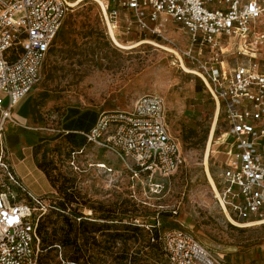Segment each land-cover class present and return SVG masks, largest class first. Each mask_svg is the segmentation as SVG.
<instances>
[{"label":"rangeland","instance_id":"374dc122","mask_svg":"<svg viewBox=\"0 0 264 264\" xmlns=\"http://www.w3.org/2000/svg\"><path fill=\"white\" fill-rule=\"evenodd\" d=\"M178 27L166 22L167 39L152 40L169 50L123 48L97 1L67 12L40 81L19 103L24 117L15 113L3 132L4 153L24 186L51 197L40 213L37 264H168L154 238L173 228L193 234L224 264H264V222L230 220L209 180H221L227 125L197 76L175 60L187 42ZM114 34L122 45L141 41ZM143 94L164 99L180 143L183 162L168 176L135 175L109 150L63 131L70 110L90 112L86 121L91 112L128 110ZM66 218L73 224L68 241Z\"/></svg>","mask_w":264,"mask_h":264},{"label":"built area","instance_id":"2783aa9c","mask_svg":"<svg viewBox=\"0 0 264 264\" xmlns=\"http://www.w3.org/2000/svg\"><path fill=\"white\" fill-rule=\"evenodd\" d=\"M75 1L0 0V264H37L41 251L37 229L50 201L31 194L17 176L4 153L3 132L18 102L40 81ZM100 1L113 33L164 40L169 21L185 33L175 60L196 71L227 125L216 186L220 207L238 221L264 220V0ZM166 116L161 96L143 94L128 110L98 112L94 126L80 134L135 175L168 176L183 156ZM159 241L168 264H224L184 229H169Z\"/></svg>","mask_w":264,"mask_h":264},{"label":"crops","instance_id":"0c3cea01","mask_svg":"<svg viewBox=\"0 0 264 264\" xmlns=\"http://www.w3.org/2000/svg\"><path fill=\"white\" fill-rule=\"evenodd\" d=\"M147 39V38H146ZM149 39H151V40H154L153 38H149ZM142 40H144V39H142ZM154 41H156V40H154ZM162 41L164 42V40L162 39ZM200 82V81H199ZM200 84H201V82H200ZM195 85L196 84H194V88H195ZM22 100V99H21ZM20 100V101H21ZM20 101L18 102V104L16 105V107H15V109H14V114H13V117H14V115H15V113H17L18 115H20L21 117H24V115H25V112H26V109H25V106H24V104H19L20 103ZM85 111H72V110H70V111H68L67 112V115H68V117H67V119L64 121V123H63V131L65 132V133H77V134H80V132L81 131H88L93 125H94V123H95V120H96V116H94V118H92V115L93 114H96V113H94V112H91L92 113V115H91V117L88 119V120H86V121H84L83 120V117L88 113V112H86V113H84ZM84 113V114H83ZM97 115V114H96ZM4 134V147H6V145H5V138H6V133H3ZM81 135V134H80ZM10 161V163H12L11 162V159L9 160ZM12 165H13V167H14V170H15V172H16V169H15V164H13L12 163ZM38 169V168H37ZM39 170V169H38ZM40 172H42L41 170H39ZM17 174V173H16ZM17 176L21 179V181L23 182V180H22V178L17 174ZM31 194H33L29 189H27ZM35 195V194H34ZM37 196V195H36ZM44 196H45V194H44Z\"/></svg>","mask_w":264,"mask_h":264},{"label":"bare ground","instance_id":"6f19581e","mask_svg":"<svg viewBox=\"0 0 264 264\" xmlns=\"http://www.w3.org/2000/svg\"><path fill=\"white\" fill-rule=\"evenodd\" d=\"M81 1H82V0H76V1L72 4V6L78 4V3L81 2ZM98 3H99V5L101 6V8L104 9V5H103V3H102L100 0L98 1ZM109 31H110V35H111L112 40L114 41V43L117 44V45L120 46V47H123V48H133L134 46H137V45H139V44H142V43H148V44H153V45H156V46L162 47V48H164V49H166V50H169L168 48H165L164 46H161L160 44H157V43L153 42L152 40H141V41H139V42H136V43L133 44V45H124V44L122 45V44H120V43L117 41V39H116V37H115L113 31H111L110 29H109ZM177 56H178V54H177ZM181 65H182V68H183V70H184L185 72H187V73H196L195 70L187 68L186 66H184L183 63H182ZM217 111H218V109H217ZM211 134H212V133H211ZM210 136H211V135H210ZM99 165H100V164H99ZM209 180H210V182H211V184H212V186H213L215 192L217 193L215 183L213 182L211 176H209ZM227 217L229 218L228 215H227ZM229 219L231 220V218H229ZM232 221H233V220H232ZM257 222H264V220H258ZM236 224H238V223H236ZM249 224H250V223H245L244 225H249ZM238 225H239V224H238Z\"/></svg>","mask_w":264,"mask_h":264},{"label":"trees","instance_id":"16d2710c","mask_svg":"<svg viewBox=\"0 0 264 264\" xmlns=\"http://www.w3.org/2000/svg\"><path fill=\"white\" fill-rule=\"evenodd\" d=\"M147 37H149V38H153L154 40H156V42H158V43H160V42H162V39L160 38V37H158V36H156V35H147V34H145V33H143V34H141L140 35V37H139V39H146ZM196 86H197V84L195 85V89H196ZM86 112H88V111H85L84 113H86ZM83 113V114H84ZM88 113H90V112H88ZM97 114V113H96ZM96 118H97V115H96ZM95 122H96V120H95ZM95 124V123H94ZM94 126V125H93ZM92 126V127H93ZM91 127V128H92ZM90 128V129H91ZM89 129V130H90ZM88 130V131H89ZM83 132H86V131H83ZM82 136V135H81ZM84 138V137H83ZM85 139V138H84ZM85 141H86V139H85ZM41 198H44V199H49V206H51V197L50 198H45V197H42V196H40ZM71 203V201H68V202H64V203H62V208L63 209H65V208H67V205L68 204H70ZM78 218V217H77ZM66 223H67V226H68V230H67V232H65V238H64V241H68L69 239H68V236H67V233L72 229V221H71V219L70 218H66ZM38 234H39V237H40V226H39V224H38ZM161 235V234H160ZM160 235L159 236H157V237H155L154 238V240L159 244V246L161 247V243H160V241H159V237H160ZM46 243H48V245H50V244H52V240H48V241H46ZM40 249H42V243H41V239H40ZM161 250H162V247H161ZM162 253H163V250H162ZM163 255H164V253H163ZM165 257V256H164ZM166 259V258H165Z\"/></svg>","mask_w":264,"mask_h":264}]
</instances>
